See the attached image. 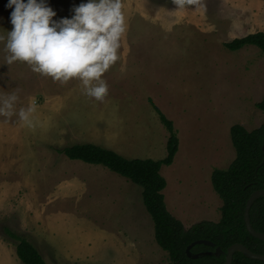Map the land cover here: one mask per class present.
I'll return each mask as SVG.
<instances>
[{"label":"rangeland","instance_id":"374dc122","mask_svg":"<svg viewBox=\"0 0 264 264\" xmlns=\"http://www.w3.org/2000/svg\"><path fill=\"white\" fill-rule=\"evenodd\" d=\"M79 2L47 0L57 14L53 19L70 16L71 7ZM6 3L0 0L2 36L12 28V9L5 8ZM122 3L127 31L118 50L120 59L106 73L108 94L103 102L83 95L80 82H54L20 61L5 64L3 41L0 95L15 92L17 110L34 101L35 108L43 107L42 91L51 80L48 86L61 98L62 114L88 112L77 119L84 120L99 137L117 135L124 149L121 154L127 158L161 159L167 153L168 132L153 101L173 120L179 137L173 163L161 168L167 181L163 193L168 210L186 228L204 220L217 221L223 201L211 176L213 170L228 168L236 158L230 129L240 124L252 130L264 123V111L256 106L264 99V52L256 45L230 50L225 43L264 31V1L198 0L184 8H177L173 0ZM123 109L128 111V119ZM31 119L33 127L24 124V136L19 138L25 140V135L36 133L38 147L44 121L42 115H31ZM4 120L15 124L18 117L0 116ZM80 141L63 147L84 143ZM102 144L98 145L105 147ZM43 146L36 151L37 159H22L21 164L32 166L41 160L42 171L48 169ZM63 161L70 158L61 153L58 172ZM100 167L120 180L115 183L116 194L108 198L99 194L98 201L73 200L62 208L59 201L30 200L23 192L17 194V200L0 199V264H24L17 255V241L7 229L33 242L47 264H171L168 252L155 239L143 188ZM91 202L100 203L97 214L86 208Z\"/></svg>","mask_w":264,"mask_h":264},{"label":"trees","instance_id":"16d2710c","mask_svg":"<svg viewBox=\"0 0 264 264\" xmlns=\"http://www.w3.org/2000/svg\"><path fill=\"white\" fill-rule=\"evenodd\" d=\"M264 1V0H263ZM247 45H256L264 52V31L249 33L225 43L230 50ZM161 123L168 132L167 153L161 159L127 158L113 149L94 143H79L57 149L70 159H79L92 164H101L143 188V200L154 222L155 239L168 252L171 264H224L228 247L240 243L255 253L264 254V240L253 236L246 227L244 211L252 192L264 189V123L248 130L240 124L230 129L236 158L226 169L216 168L212 172V185L223 201L219 221L204 220L186 228L167 208L163 190L166 178L161 173L163 165L173 163L179 148V137L172 119L151 101ZM264 111V99L256 104ZM252 226L264 233V196L253 203L250 210ZM7 232L17 241L16 251L24 264H47L35 244L10 229ZM206 239L215 246L196 244L191 254L201 253L194 258L187 254L190 243ZM219 246V256L209 253ZM232 264H264V260L252 259L236 251Z\"/></svg>","mask_w":264,"mask_h":264},{"label":"clouds","instance_id":"9594fccd","mask_svg":"<svg viewBox=\"0 0 264 264\" xmlns=\"http://www.w3.org/2000/svg\"><path fill=\"white\" fill-rule=\"evenodd\" d=\"M177 8L198 0H173ZM12 25L0 35L6 51L5 64L26 63L31 71L61 84L80 82L82 94L103 102L108 94L104 73L120 59L118 50L126 35L127 22L122 0H80L71 15L56 17L47 0H7ZM15 92L0 95V116L14 114L29 128L35 103L16 109Z\"/></svg>","mask_w":264,"mask_h":264},{"label":"crops","instance_id":"0c3cea01","mask_svg":"<svg viewBox=\"0 0 264 264\" xmlns=\"http://www.w3.org/2000/svg\"><path fill=\"white\" fill-rule=\"evenodd\" d=\"M106 73H104L103 78L107 82ZM71 80L72 83L79 82L76 79ZM51 83L52 81L48 80L43 88V107L36 108L35 112L38 114H31L33 117L41 115L43 117L44 126L40 137L42 145H44L42 154L48 155L49 162L44 164L48 169L44 167L42 171L41 160L32 166L21 164L22 159H37L36 151H40L39 148L42 145L35 147L36 133L33 137L25 135L27 139L21 140L19 136H24L23 128L25 125L23 122L19 119L15 124L6 122V120L0 121V199L17 200V194L23 192L27 195L26 198L30 200H44L46 198L49 201H59L62 208L63 205L66 206V203L72 204L73 200L93 201L96 198L95 200L98 201L99 194L107 198L109 195L116 194L115 183L116 180L119 182L120 180L109 176L108 172L100 167L101 164L70 159V161H63L65 165L58 172L61 153L56 156L53 150L64 148L63 145H66L64 143L78 140L84 143H103L102 145L105 147L120 154L124 152V149L119 145L117 135L116 137L113 136L112 139L107 136L99 137L98 133H92V129L84 123V120L77 119L87 116L88 112L72 111L71 114H62L61 98L57 94L53 95L54 89L48 86ZM120 101L124 104L123 100ZM34 103L36 102L34 101ZM73 109L74 107L71 110ZM127 112L123 109L126 119H128ZM39 171L42 172L41 176L38 175ZM119 182H117L120 185L118 191H122ZM99 205L98 202L96 204L91 202L90 208L89 206L86 208L91 213L97 214ZM36 216L39 217V214ZM217 221L215 220V222ZM47 223L48 221L45 220V224Z\"/></svg>","mask_w":264,"mask_h":264},{"label":"water","instance_id":"95a60500","mask_svg":"<svg viewBox=\"0 0 264 264\" xmlns=\"http://www.w3.org/2000/svg\"><path fill=\"white\" fill-rule=\"evenodd\" d=\"M263 147H264V143H263ZM263 164H264V159H263L262 163L260 164V166ZM261 196H264V189H258V190H255L254 192L251 193V195L249 196L247 203H246V207H245V211H244V220H245L247 230L253 236L264 240V233L257 231L252 226L251 217H250V210H251L253 203L256 201V199H258ZM196 244H205V245L212 246V247L215 246L214 242H212L210 240H206V239H199V240H196V241L190 243L188 245L186 251H187V254L189 256H193L194 258L199 257L201 254V253H197V254H193V255L191 254V248L193 246H195ZM236 251H241L246 256H248L249 258H252V259L264 260V254L255 253L243 244L234 243L228 247V250L226 252V261L224 264H232L233 256H234ZM209 253H213L214 255L219 256L223 253V250L219 246H217L214 251H210Z\"/></svg>","mask_w":264,"mask_h":264}]
</instances>
